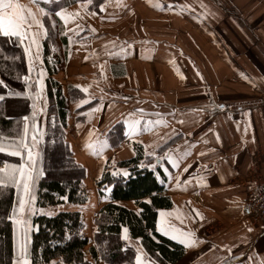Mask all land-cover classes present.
I'll list each match as a JSON object with an SVG mask.
<instances>
[{
    "label": "crops",
    "instance_id": "obj_1",
    "mask_svg": "<svg viewBox=\"0 0 264 264\" xmlns=\"http://www.w3.org/2000/svg\"><path fill=\"white\" fill-rule=\"evenodd\" d=\"M15 2L37 13L32 0ZM86 2L37 0L45 13L38 18L44 25L48 19L54 35L48 61L56 71L51 77L67 99L65 141L86 171L88 199L68 209L81 212L89 245H95V218L105 202L139 210L134 199L111 200L108 188L99 194L96 181L106 162L129 159L137 148L144 154L148 146L158 155L170 150L181 169L191 165L181 174L179 188L165 176L163 194L171 205L157 209L155 227L161 210L179 212L183 222L173 215L170 223L194 232L199 243L183 245V255L167 264H261L264 223L251 216L247 198L264 180V0H92L85 8ZM182 5L187 7L182 10ZM61 10L78 15L63 20L56 15ZM77 25L83 28L78 34ZM46 37L39 41L35 71L29 72L25 57L35 86L38 72H44L34 120L37 145L51 116L43 58ZM69 86L81 96L69 100ZM101 97L103 107L92 111ZM82 100L88 102L80 104ZM133 120L140 121L141 129L134 135L126 123ZM159 120L165 123L143 130L146 122ZM161 163L173 177L180 171L167 160ZM17 197L15 191L13 205ZM120 235L124 239L122 229ZM127 236L136 251L146 253L144 259L163 264L151 257L140 238H131L129 230ZM87 258L103 263L89 254ZM133 260L135 264V256Z\"/></svg>",
    "mask_w": 264,
    "mask_h": 264
},
{
    "label": "trees",
    "instance_id": "obj_2",
    "mask_svg": "<svg viewBox=\"0 0 264 264\" xmlns=\"http://www.w3.org/2000/svg\"><path fill=\"white\" fill-rule=\"evenodd\" d=\"M44 21L48 35L43 42V58L49 73L46 87L51 116L47 120L44 139L36 152V166L43 174L35 178L33 193L38 210L54 209L37 211L32 215L33 228L28 234L27 244L31 264H93L87 254L92 260L99 258L102 264H134L136 250L132 243L121 238L123 226L128 228L131 238H140L153 259L163 264L177 261L184 253L183 245L155 231L157 209L171 205L170 197L163 194L164 183L160 182V179L165 182L166 177L159 165L155 172L139 166L141 161L147 163L153 160L152 157H145L141 149L137 148L136 155L129 159L119 162L108 160L96 185L100 195L108 188L111 200L134 199L142 211L136 213L113 201L105 202L95 218V245H89L81 212L68 209V205L83 204L88 199L83 184L86 171L75 161L65 141L67 99L51 77L56 71L48 61L54 35L46 17ZM25 75H28V71L19 39L0 33V80L4 82L0 84V96H3L0 100V145L5 147L13 141L18 142L24 135L25 116L29 117L26 142L30 146L34 145L32 105H36L37 99L34 101L25 95H15L17 92L36 93L33 79L28 82L31 87L25 85ZM68 93L69 100L81 96L71 86L68 87ZM6 162L18 164L20 158L0 153V167ZM125 169L128 176L120 172ZM156 172L160 173V179H157ZM14 196L13 186L0 188V264H12L15 259V227L7 219L11 214Z\"/></svg>",
    "mask_w": 264,
    "mask_h": 264
},
{
    "label": "snow or ice",
    "instance_id": "obj_3",
    "mask_svg": "<svg viewBox=\"0 0 264 264\" xmlns=\"http://www.w3.org/2000/svg\"><path fill=\"white\" fill-rule=\"evenodd\" d=\"M33 5L37 8V13H33L31 8H25L24 5L15 2V0H0V33L3 34L5 37H16L19 39L20 44L23 45V53L24 56L27 57L28 61V70L29 72L35 71V65L34 62L38 61L40 59V38L47 36L48 32L45 28L44 23L38 18L39 15H44V9L40 8L37 0H32ZM92 3V0H87V2L83 5L85 8L88 7L89 4ZM187 5H182L181 8H186ZM201 7H205L203 4H201ZM100 10H104V4L100 5ZM57 16H60L63 20L68 19H74L78 13H71V14H65L64 11H58L56 13ZM35 26L36 31H33V27ZM69 31H72L69 29ZM80 31H83V28L79 25H77L76 28V34H78ZM92 32H95V29H91ZM66 34V33H64ZM68 43L71 45L73 43V36H68ZM35 46L36 51L33 52L32 48ZM128 48H131V45H127ZM85 59H88V57H85ZM101 75H103V69L104 66L101 65ZM197 76H200L199 71L196 72ZM43 76L44 72L43 69L38 72V79L36 80V93L33 95L30 92L20 93L17 92L15 95H25L30 99H33L34 101L36 99L41 98V94L43 92ZM25 85L27 87H31L29 85V81L32 79L30 75H25L23 77ZM201 79H203L201 77ZM4 82L0 80V84H3ZM79 87V86H77ZM85 92L87 89H83ZM3 99V96H0V100ZM101 103L97 104L92 111L98 112L103 107V97L100 98ZM127 99V98H124ZM87 100L80 101V104L87 103ZM79 107V105H77ZM34 111L32 113V120L34 121L37 115V111H35L36 105L33 103L32 105ZM223 107V106H219ZM40 111H43L41 109ZM141 111H143L141 109ZM195 111V109L193 110ZM24 135L20 137L19 141H13L12 144L8 145L7 147L0 145V153H7L8 155L12 157H18L20 158V162L17 163H4L3 167H0V188H5L8 186H13L15 191L18 193V204H14L11 208V214L8 215L7 219L11 221L15 226L18 227L21 233V240L19 243V250L17 253V258L14 260L13 264H31V261L29 259V252H28V241H29V232L32 230L33 225L30 221V216L35 214L37 211H43V209H37L35 207V201L36 196L33 193V185L35 182V178L39 175H42V171L37 168L36 164V156L38 154H34L32 148L34 145H29L26 142V137L29 130V117L25 116L24 118ZM128 123L129 126V134L134 135L138 131H140V121L139 120H133ZM165 123L162 120L156 121V122H146L144 125L143 130L144 131H150L151 128L155 124H161ZM182 123V121H181ZM33 130H35V124H32ZM211 131V129L209 130ZM176 133L173 131L172 135H175ZM217 142H219V136L217 135ZM33 141H35L36 137H32ZM162 142H166L165 137L160 138ZM167 139H171V136H168ZM187 143V141L185 142ZM156 147H160L159 144L156 145ZM9 149H11L9 151ZM26 153V155H25ZM145 157H152L153 160L149 162L141 161L140 167L144 168L147 167L149 169H152L154 172L156 171L157 165H159L161 168H163V173L165 176L168 177L169 181L172 179H175L176 184L175 186L177 188L180 187V176L183 172H187L188 168L191 165H185L182 169L180 166V160L176 157H174L171 154V151H164L163 155H158L153 148L152 150H149L148 146H145L144 151ZM198 155H203V153H200ZM163 160H167V162L172 165L174 168L180 169L173 177V174L169 171V168L164 167V165L161 163ZM206 167V166H205ZM120 172L124 176H128V171L120 170ZM119 174V173H117ZM157 179H160V173L156 172ZM160 182L163 184L164 180L160 179ZM185 184L188 183V181L184 182ZM65 200H67V197H64ZM148 203H151V201H147ZM142 210H138V213ZM195 212V215L199 217L200 219H203L202 215L195 209H193ZM175 215L177 219H182V214L179 212L174 211H164L161 210L159 212V219L156 221V227L155 231L161 233L164 236L169 237L172 240H175L179 242L181 245H184L185 247L194 246L199 241L195 239V233L192 231H183L182 229H178L174 227L170 221L169 217ZM122 232L124 233L123 238L127 240L129 237L127 236L128 228L122 227ZM215 247V245H213ZM227 247V246H225ZM228 252L231 253V248H228ZM146 256V253L143 251L142 248H137L136 255H135V264H156L155 261H148L144 259L143 257ZM249 260H251V257H249ZM224 264H228L227 261L224 262ZM261 264H264V261H261Z\"/></svg>",
    "mask_w": 264,
    "mask_h": 264
},
{
    "label": "built area",
    "instance_id": "obj_4",
    "mask_svg": "<svg viewBox=\"0 0 264 264\" xmlns=\"http://www.w3.org/2000/svg\"><path fill=\"white\" fill-rule=\"evenodd\" d=\"M247 205L251 216L264 223V180L261 181L256 186V189L248 196Z\"/></svg>",
    "mask_w": 264,
    "mask_h": 264
},
{
    "label": "rangeland",
    "instance_id": "obj_5",
    "mask_svg": "<svg viewBox=\"0 0 264 264\" xmlns=\"http://www.w3.org/2000/svg\"><path fill=\"white\" fill-rule=\"evenodd\" d=\"M33 143H34V147H33V152H34V154H36V152H37V150H38V145L36 144V142L35 141H33ZM11 149H9V151H10ZM17 201H18V197H17ZM54 208H50V209H43V210H45V211H52ZM31 218H32V215L30 216V221H31ZM17 228V235H16V233H15V238H16V252H15V257L17 258V253H18V250H19V243H20V240H21V233H20V230L18 229V227H16ZM15 258V259H16Z\"/></svg>",
    "mask_w": 264,
    "mask_h": 264
}]
</instances>
